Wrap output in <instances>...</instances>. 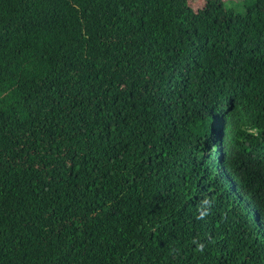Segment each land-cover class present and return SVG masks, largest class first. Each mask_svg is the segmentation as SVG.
Returning a JSON list of instances; mask_svg holds the SVG:
<instances>
[{
	"label": "trees",
	"instance_id": "1",
	"mask_svg": "<svg viewBox=\"0 0 264 264\" xmlns=\"http://www.w3.org/2000/svg\"><path fill=\"white\" fill-rule=\"evenodd\" d=\"M0 0V264H264V0Z\"/></svg>",
	"mask_w": 264,
	"mask_h": 264
},
{
	"label": "rangeland",
	"instance_id": "2",
	"mask_svg": "<svg viewBox=\"0 0 264 264\" xmlns=\"http://www.w3.org/2000/svg\"><path fill=\"white\" fill-rule=\"evenodd\" d=\"M236 1L238 0H188L189 9L185 11L184 15L188 21L206 18L210 15H217L221 19H225L224 3L240 10L242 2Z\"/></svg>",
	"mask_w": 264,
	"mask_h": 264
}]
</instances>
